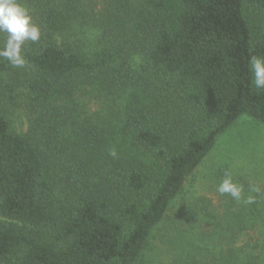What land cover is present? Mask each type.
Returning <instances> with one entry per match:
<instances>
[{
	"label": "trees",
	"instance_id": "obj_1",
	"mask_svg": "<svg viewBox=\"0 0 264 264\" xmlns=\"http://www.w3.org/2000/svg\"><path fill=\"white\" fill-rule=\"evenodd\" d=\"M244 1L143 0L89 37L71 20L85 0H21L41 38L24 45L23 68L0 58L30 112L24 133L0 112V264H134L217 137L242 114L264 127L249 70L264 28ZM248 1L264 18V0ZM56 188L68 190L59 208ZM214 236L210 264H264V244L228 251Z\"/></svg>",
	"mask_w": 264,
	"mask_h": 264
},
{
	"label": "rangeland",
	"instance_id": "obj_2",
	"mask_svg": "<svg viewBox=\"0 0 264 264\" xmlns=\"http://www.w3.org/2000/svg\"><path fill=\"white\" fill-rule=\"evenodd\" d=\"M142 1L72 2L75 12H72L71 20L75 19V24H83L82 27L75 26L79 32L89 37L94 33L97 36L98 32H102V25L109 16L121 14L128 19L125 14H135L146 4ZM23 5L36 23L35 9L30 5ZM244 9L256 34L257 26L264 28V18L251 12L248 0L244 1ZM139 63L140 58H137V68ZM86 100L81 98V105L89 104L85 110L94 119H100L99 114L94 111V104ZM69 105V114L73 109L77 110L71 103ZM0 112L7 117L12 131H27L30 112L25 106L24 91L7 74L0 75ZM79 114L84 117L83 109L72 113L71 117L76 120ZM101 132L103 133L102 130ZM120 139L121 136H117L116 140ZM144 161L151 168L155 166L148 154ZM226 173L243 187L241 200H235L227 194L220 195L216 191ZM254 188L259 191H253ZM64 194H68L67 189L54 190L57 208L65 204ZM249 196L254 198L251 204L245 203ZM177 223L184 224L188 231L182 228L178 234ZM43 232L48 233L47 230ZM191 232L197 234L191 236ZM216 233L221 237L218 243L220 248L228 251L245 244H264V127L246 114L240 115L217 137L212 149L185 180L163 220L152 230L145 248L134 264H210L208 252L202 247L211 245ZM230 234L233 237H228Z\"/></svg>",
	"mask_w": 264,
	"mask_h": 264
},
{
	"label": "clouds",
	"instance_id": "obj_3",
	"mask_svg": "<svg viewBox=\"0 0 264 264\" xmlns=\"http://www.w3.org/2000/svg\"><path fill=\"white\" fill-rule=\"evenodd\" d=\"M0 34L3 35V43L0 45V58L7 60L14 68L25 67L27 61L23 52L26 42H38L41 38V29L33 21L29 10L21 0H0ZM249 70L252 74L254 87L264 89V58L252 56L249 58ZM115 156V151L111 152ZM220 195H229L235 200L242 199L243 187L233 181L230 174L216 187ZM259 191V189H253ZM254 198L249 196L245 203L251 204Z\"/></svg>",
	"mask_w": 264,
	"mask_h": 264
}]
</instances>
